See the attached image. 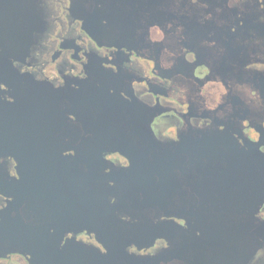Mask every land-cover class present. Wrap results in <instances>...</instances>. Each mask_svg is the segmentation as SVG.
Masks as SVG:
<instances>
[{
    "label": "flooded vegetation",
    "instance_id": "af4514ba",
    "mask_svg": "<svg viewBox=\"0 0 264 264\" xmlns=\"http://www.w3.org/2000/svg\"><path fill=\"white\" fill-rule=\"evenodd\" d=\"M27 6L22 23L12 17L3 24L12 34L0 35L19 48L14 58L0 56L3 218L33 212L36 229L47 234L71 228L62 244L106 252L107 235L108 244L129 254L151 255L167 241L138 248L151 227L134 224L125 207L152 203L154 140L226 129L250 159L247 169L264 168V0H28ZM84 14L101 16L98 41L78 18ZM95 94L97 104L90 102ZM178 185L171 203H207L195 179L181 177ZM102 203H124L111 225ZM0 264L31 263L29 254L11 251ZM247 264H264V247Z\"/></svg>",
    "mask_w": 264,
    "mask_h": 264
},
{
    "label": "water",
    "instance_id": "95a60500",
    "mask_svg": "<svg viewBox=\"0 0 264 264\" xmlns=\"http://www.w3.org/2000/svg\"><path fill=\"white\" fill-rule=\"evenodd\" d=\"M27 1L0 0V35L12 34L3 26L12 17L24 21ZM78 18L98 41L101 16ZM6 40L0 45V56L14 58L19 48ZM90 97L91 103H98L96 94ZM153 146L152 203H127L125 208L132 210L134 224L151 227L147 239L137 236L146 240L138 248L152 246L157 238H164L167 247L151 255L129 254L124 247L108 244L107 235L101 236L106 252L68 240L62 244V232L71 228L47 234L36 229L33 212H17L10 219L0 215V256L11 251L27 253L31 264H247L264 247V219L256 215L264 200V168L247 169L250 159L226 129L196 130L189 138L181 135L178 142L154 140ZM181 177L188 178L190 184L195 179L196 192L207 203H171L177 199ZM142 179L145 194L144 175ZM122 204L102 203L106 226L112 224L114 210ZM10 205L21 207L23 203ZM24 207L34 208L32 203H24ZM161 216L166 219H159ZM174 218L183 219L184 224ZM90 225L86 223L89 230ZM112 240L117 241L114 236ZM130 243L137 244L135 239Z\"/></svg>",
    "mask_w": 264,
    "mask_h": 264
}]
</instances>
